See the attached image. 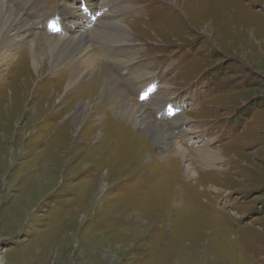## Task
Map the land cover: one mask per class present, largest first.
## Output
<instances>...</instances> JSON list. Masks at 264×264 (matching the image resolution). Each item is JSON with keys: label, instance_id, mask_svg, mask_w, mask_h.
Returning <instances> with one entry per match:
<instances>
[{"label": "rangeland", "instance_id": "obj_1", "mask_svg": "<svg viewBox=\"0 0 264 264\" xmlns=\"http://www.w3.org/2000/svg\"><path fill=\"white\" fill-rule=\"evenodd\" d=\"M3 1L28 39L75 28L97 62L64 90L56 79L70 58L29 71L25 94L13 89L18 65L0 67V264H264V0H126L121 12L104 0L127 39L110 23L88 30L97 0ZM109 47L128 48L127 63ZM121 99L185 139L188 161L114 115ZM197 147L222 159L205 166Z\"/></svg>", "mask_w": 264, "mask_h": 264}, {"label": "bare ground", "instance_id": "obj_2", "mask_svg": "<svg viewBox=\"0 0 264 264\" xmlns=\"http://www.w3.org/2000/svg\"><path fill=\"white\" fill-rule=\"evenodd\" d=\"M15 1L21 2L22 6L24 8L27 7V8H30V10L35 8L33 3L29 2L31 0H15ZM97 1H98L97 7H99V8H98V11H96V13L94 14V17L92 16V13L87 12L86 9L84 10V12L87 13L89 15V17L91 18L90 20H86L85 18L82 19V20H85V22L87 24L92 23V24H90V26L88 25V28H89L88 30L89 31L92 30V31H97L98 32V31H100L99 29H101V28L104 29V27L109 26V24H107V23L114 24L115 28L116 27L118 28L119 24H121V23L116 21V19L112 16V12L111 11H109V14H107L108 11L106 12V9L112 8V6L114 4L113 5H109V4L105 3V2H103L104 0H101V1L97 0ZM124 1L126 2V0H119L117 2L118 5L116 4V6L118 8L119 7L121 8V6H120L121 2H124ZM91 6H94V5H92V1H91V4H90V7ZM120 8L118 9V11L121 12ZM87 9L89 11V6H88ZM82 10H80L79 12L83 13ZM123 11H124V9H123ZM48 12L49 11H47L44 14L50 15ZM58 13H59L58 15L56 14L57 17L59 15H63V13L61 14V8L58 11ZM85 17H86V15H85ZM89 17L87 16V19H89ZM56 20L57 19L55 18V21ZM61 20H62L61 22H64L63 19H61ZM94 21H96V23ZM93 23H95V24H93ZM119 27H121L120 30H122V31H119L117 29V31H118L117 33L119 34L120 38L121 37L124 38V39L125 38L126 39L129 38L130 34H129V31H128L127 27H123V25H121ZM56 28H57L58 34L60 35L59 37L51 38L52 37L51 36V37L46 38L44 40H37V37L28 39L27 35L25 33H27V34L30 33V29H28L26 27V25L18 17V14L14 11V9H12V7L8 4V2H4L3 0H0V67H2L3 65H6L9 62L11 65L16 63L18 65V68L20 69L19 70L20 73L23 72V74H24L28 70V74L26 73V75L25 74L24 75L23 74L20 75V73H19V75H17V77H15L16 80H17V82H16L17 84L14 85L13 89L15 90L16 93H19V94H25L27 92L29 93L30 92V87H29L28 83L31 82L30 80L33 78L32 76L37 77V78L40 77L42 75L41 71H43V69H46V70L48 69L51 72H54L56 70L60 71V68L63 67V62L65 61L64 58H66V59L70 58L69 59V66H68V67H70V70L68 72L64 71V73L60 74L61 75L60 78L57 77L56 80L57 81L59 80L58 90L71 89L73 86H75V84L77 82L79 83V81L81 79H83L87 75H90V73L93 76L95 75V70L96 69L94 70L93 67L95 66L97 61L94 59L95 57H93L89 53V51L87 50L85 44L78 42V40L76 39L77 33L79 31H75V28L74 29L73 28H69V27H66L64 25H61V26L56 27ZM22 29H24L25 33L21 32ZM31 31H33V30H31ZM48 32L49 31H47V33ZM33 35H34V33H33ZM120 40L125 45L127 44V42L125 40H122V39H119V38H115V42L118 45H122L120 43ZM74 46H79V47H74ZM122 46H124V45H122ZM68 49H71L72 51H68ZM94 49H95V47H94ZM127 50H128V48L109 47L106 50V52L110 53L111 54V55H109V56H111L110 58H114L115 61H117L118 64H121V63L123 64V63H127V62H124L120 58V56H121L120 52L121 51L128 52ZM99 51H100V49H99ZM104 54H105V52H104ZM99 56H101V55H99ZM43 58L44 59L46 58V60L43 61V65L42 66L40 65L41 66L40 67L39 63H40V61ZM15 67H17V66H15ZM7 68H9V67H7ZM13 68H12V70H13ZM33 70L36 71L35 72L36 74L34 73V75L30 76V74H31L30 72L31 71L33 72ZM137 71H139L142 74V78H146V74L143 73L142 68H139ZM99 79H100V77H99ZM151 79H152V76H148V80L150 81ZM25 81H29V82H25ZM152 82H154V81H152ZM13 83H15V81ZM110 83H111V81H110ZM88 86H93L94 90L97 91V86L96 85H90V83H85V85L78 86L77 88H79L80 90H82V89L84 90ZM147 87H148V84L146 86L142 87L141 89H139L140 93H142L141 92L142 89H143V92L145 90H148ZM12 94H13V90L5 93V98H6L5 99L6 100L5 103L7 105H6L5 109L3 110V112L7 110V106H11L12 107V104H13L12 103V100H13ZM19 94L17 96H19ZM154 95H156L154 98H158V100H156V102L158 101L157 103L161 104L162 107H164V105H163L164 104V100L162 98L158 97V95L156 93H154ZM46 97H47V101H49L51 99V97H52V92H51L50 98H48V96H46ZM20 98H22V95H21ZM16 99H17V97H16ZM153 101H154V99H153ZM18 102H20V101L18 100ZM47 105H49V104H46L45 108H47ZM93 106L94 105H92L91 108H93ZM113 107L112 108L114 109V115L119 116V117L123 118L124 120H128V121L132 122L133 127H135V128H137L139 126L141 128H143L147 132V136L150 139H152L153 141H155L157 146H160V148H159L160 151L171 152V154H174V156L176 158L180 159V161H184V162L188 161L187 157H188L189 151L191 149L188 150L187 146L183 143V141L185 139L183 141H182V139L179 140L180 142H177V141L173 140L171 138V136H168L165 133V129H164V127H163V125L161 123H158V122L156 123L155 121H147L146 118H145L146 115H144V112L142 110H139L140 108L137 107V105H135L131 101H127V100H122L121 99L119 101V104L115 105ZM48 108H49V106H48ZM19 109H18V112H19ZM10 111H12V110H10ZM14 111H13V115H14ZM19 115H20V113H19ZM17 117L16 116H12L11 117V115H8V117L5 119V121L6 122L8 121V123L10 124L11 122H14L15 120H17ZM178 119H180V118H178ZM195 152H196V157L205 166H208V167H213L214 164L218 160L222 159V157H219L221 155L220 153L218 154V152H216L213 149H210L208 147H206L204 149L203 148H199L198 149V147H197V150ZM191 167L192 166H190V164H188V163L184 166V173L187 174V177H188V175H192V177H193V175L196 174V172L193 171V168H191Z\"/></svg>", "mask_w": 264, "mask_h": 264}]
</instances>
